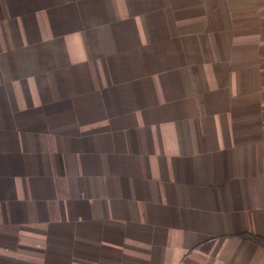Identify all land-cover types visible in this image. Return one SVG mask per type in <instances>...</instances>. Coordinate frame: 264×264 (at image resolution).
I'll return each instance as SVG.
<instances>
[{"label": "crops", "instance_id": "1", "mask_svg": "<svg viewBox=\"0 0 264 264\" xmlns=\"http://www.w3.org/2000/svg\"><path fill=\"white\" fill-rule=\"evenodd\" d=\"M264 0H0V264H264Z\"/></svg>", "mask_w": 264, "mask_h": 264}, {"label": "trees", "instance_id": "2", "mask_svg": "<svg viewBox=\"0 0 264 264\" xmlns=\"http://www.w3.org/2000/svg\"><path fill=\"white\" fill-rule=\"evenodd\" d=\"M242 237L264 248V240L259 237L250 234H243Z\"/></svg>", "mask_w": 264, "mask_h": 264}]
</instances>
